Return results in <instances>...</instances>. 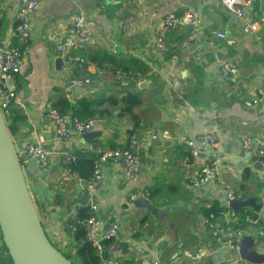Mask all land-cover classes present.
<instances>
[{"label":"crops","instance_id":"obj_1","mask_svg":"<svg viewBox=\"0 0 264 264\" xmlns=\"http://www.w3.org/2000/svg\"><path fill=\"white\" fill-rule=\"evenodd\" d=\"M251 1L244 19L216 0H40L28 35L19 38L15 28L21 0H0V44L17 41L26 46L21 70L10 82L16 99L6 112L16 126L13 138L17 145L25 148L40 142L48 148L49 161L44 168L28 158L25 170L37 200L47 206L45 215L53 240L60 237L72 244L74 230L67 227L71 211L95 202L104 221L112 218L119 223L121 251L108 253L117 263L154 264L157 260L160 264H202L220 249L204 223L208 209L215 207L217 210L211 212L220 219L244 226L239 244L244 235H252L264 253V206L259 211L246 207L236 213L227 205L229 192L242 199L251 195L258 196V202L264 199L261 144L254 142L250 149L243 148L247 137L264 142V0ZM186 5L197 9V26L167 31L166 48L157 49L156 35L164 17L183 11ZM74 16L83 18L96 43L71 49L85 57V62L66 68L56 45ZM247 19L257 22V31L243 30ZM225 30L227 36L219 38L217 33ZM186 46L197 47L202 58L188 63L172 58ZM92 51L114 59L100 63L98 57H91ZM132 59L144 63L147 71L137 72ZM226 60L237 66L231 82L220 75ZM123 65L129 72L121 68ZM75 73H90L92 83L71 86ZM126 90L140 92L142 97L134 109L142 126L139 178L127 181L118 165L105 162L101 185L89 191L79 184L77 170L67 171L64 153L76 158L81 152L91 155L87 150L90 143L108 149L127 145L129 130L134 127L132 115L121 114L120 105L105 104L111 114L99 117L96 130L102 131L100 135L91 140L84 134L61 140L47 114L52 97L63 96L75 104L83 98L121 97ZM210 132L218 139L219 175L194 187L190 179L196 164L184 140H195L204 151ZM137 186L150 192L148 198L161 210L160 216L147 213L130 200ZM245 209L254 222L245 221ZM4 246L0 229V249ZM200 251L204 254L199 255ZM7 252L0 253V264L8 261ZM238 264L253 263L240 258Z\"/></svg>","mask_w":264,"mask_h":264},{"label":"built area","instance_id":"obj_2","mask_svg":"<svg viewBox=\"0 0 264 264\" xmlns=\"http://www.w3.org/2000/svg\"><path fill=\"white\" fill-rule=\"evenodd\" d=\"M222 3L228 11L240 18H246L248 10L251 6V0H216ZM40 0H21L20 10L18 12V24L15 28V35L19 38H24L28 35L31 27V17L34 10L38 7ZM199 13L193 6L186 5L181 12H170L163 20V27L160 28L156 35L155 46L157 49L164 50L165 37L167 31L180 26H190L193 29L197 26ZM258 29L256 21L247 19L243 30L245 32H255ZM228 31L218 32L219 38H224ZM194 36V34L192 35ZM96 43L95 37L85 25L81 16L72 17L66 33L63 38L57 43L56 48L63 56L66 68L73 65H83L85 57L81 54L72 52L71 49H78L92 46ZM187 45V40L184 41ZM172 58L183 62L199 61L202 58L201 51L197 48L184 47L182 50L172 54ZM0 108L3 113H6L9 106L16 99V92L10 85L13 77L21 70L22 51L17 46L9 44H0ZM237 66L231 60H226L220 67L221 77L231 82L236 78ZM93 81V76L90 73H75L70 78L71 86L87 87ZM48 117L56 126L57 137L61 140H71L78 135L96 130L99 127V122L96 117L80 118L70 114H60L57 110L50 107ZM141 138L139 131L132 132L128 139V144L115 148H105L102 145L90 143L87 150L96 154L94 159L93 173L88 176H78V182L82 187L89 191L98 188L102 183V163L111 162L118 165L123 173L125 180L137 181L140 175L141 158L138 152V144ZM208 147L203 151L192 139L184 140V147L191 154L196 166L192 172L190 183L194 187L205 185L218 178L219 168L221 167V158L215 153L218 146V139L212 132L206 135ZM254 142L261 144V153L264 156V142L260 139L247 137L243 141V148L250 149ZM17 154L20 159L24 173L25 161L28 158L35 159L41 168H44L49 161V151L44 143H29L25 148L16 146ZM73 154L66 152L63 156V161L67 166V171L73 173L71 162L74 161ZM32 195V194H31ZM150 196L147 189L137 186L130 194V200L134 201L139 197ZM33 197V196H32ZM35 200L37 199L36 196ZM236 196L228 193V201ZM34 199V198H33ZM228 205V204H227ZM89 216L80 221L85 228V237L82 242H91L96 247L97 253L104 264H120L117 263L115 257H106L109 252H120L122 248V239L120 236V226L115 219L104 221L99 215V207L95 202L90 203ZM77 210L75 211V213ZM244 219L246 222H254L255 218L245 209ZM264 222V216L262 218ZM204 223L211 228V237L218 248L224 249L235 256L231 260L223 261L221 264H238L239 255V239L244 233V226L241 222L230 223L219 218L215 212H209L204 217ZM72 226V224H71ZM72 237H74L72 235ZM64 245L67 242H63ZM71 254L75 252L74 242L70 244L69 250ZM63 252H65L63 250ZM204 254L200 251L199 255ZM154 264H160L155 260Z\"/></svg>","mask_w":264,"mask_h":264},{"label":"water","instance_id":"obj_3","mask_svg":"<svg viewBox=\"0 0 264 264\" xmlns=\"http://www.w3.org/2000/svg\"><path fill=\"white\" fill-rule=\"evenodd\" d=\"M60 62L61 59H59ZM146 83H142L145 85ZM98 120L99 117H96ZM101 130L84 133L88 140L101 134ZM258 196L251 195L242 199L235 197L228 202L236 213L246 207L259 211L264 206V199L258 202ZM136 207L145 208L147 213L160 216L161 210L146 197L134 200ZM72 205H67L71 211ZM75 213L71 211L67 223L72 224ZM0 229L13 264H74L58 248L53 238L46 233L37 207L26 183L15 140L8 129L5 113L0 108ZM252 235H244L240 242V258L253 264L264 263V253L256 246ZM232 259V254L219 249L202 264H218Z\"/></svg>","mask_w":264,"mask_h":264},{"label":"trees","instance_id":"obj_4","mask_svg":"<svg viewBox=\"0 0 264 264\" xmlns=\"http://www.w3.org/2000/svg\"><path fill=\"white\" fill-rule=\"evenodd\" d=\"M12 46L19 47V49L22 52L25 50L26 47L25 44L20 45L17 41H15L14 44H12ZM92 53L93 51L91 52V57L94 59L98 57L100 59V63L103 61L112 63L114 59L113 57H111V55L106 54L104 52L97 51L94 54ZM132 61L136 63L134 69L137 72L144 74L147 71L148 67L144 63L135 59H132ZM113 68L115 67L113 66ZM121 68L124 71L129 72V67L123 65L121 66ZM141 102H142V97L140 92L126 90L121 97H117L111 94L108 96H99L96 98H83L75 104L70 103L63 96H59L57 98L52 97V108L57 110L60 114L68 113L70 115L78 116L80 118H87V117H103L106 115H110L111 113L109 112V110L103 107V105L105 104L120 105L121 114L132 115L134 121V127L129 130V132L132 133L135 131H140V129L142 128V126L140 125V120L134 114V109L138 105H140ZM11 112L13 113L14 110H12ZM11 116L12 115L9 112L5 113L8 129L12 134H14L16 132V126L11 121ZM95 158H96V154L88 155L85 152L79 153L77 158L75 157L74 161H72L70 164L73 169V172L77 170L80 176H84V177L90 176L94 170ZM36 204H37L38 213L42 220V217L47 213V206L43 202H41L40 199L38 200L36 199ZM89 208L90 207L87 206L79 207L77 209V212L75 213V217L72 220V228L74 230L73 242H74L75 252L73 254L64 252V254L68 258H70L74 264H104L97 253L96 247L93 246L91 242H84V243L82 242L83 238L85 237V228L80 221H82L83 219L87 218L90 215ZM215 209L217 210V208L215 207L208 209L207 214L211 211H215ZM107 256L108 255L106 254V257ZM2 264H13V260L11 256L9 255L8 261L3 262Z\"/></svg>","mask_w":264,"mask_h":264},{"label":"rangeland","instance_id":"obj_5","mask_svg":"<svg viewBox=\"0 0 264 264\" xmlns=\"http://www.w3.org/2000/svg\"><path fill=\"white\" fill-rule=\"evenodd\" d=\"M13 135V134H12ZM16 144V143H15ZM16 146H18V147H20L19 145H17L16 144ZM25 176H26V183H27V185H28V188H29V190H30V193L32 194V198H34L33 199V201H34V203H35V205H36V207H37V204H36V200H35V194L36 193H34L35 191H34V187H33V184H31V181H29V179H28V176L25 174ZM47 215V214H46ZM46 215H44L43 217H42V223H43V227H44V229H45V231L47 232V234H48V236H50V237H52L53 236V234H51V232H50V230H49V228H48V221H47V216ZM68 228H72V226L71 225H69L68 224V226H67ZM56 233H58V232H56ZM54 242H55V244H56V246L58 247V248H60L62 251L64 250L66 253H70L68 250H69V244H66V245H64V241H66L65 239H60V237H58L57 239H54L53 240ZM67 243H68V241H67ZM6 251H8V249L4 246L3 248H1L0 249V253L1 254H4V252H6ZM8 253V252H7ZM71 254V253H70Z\"/></svg>","mask_w":264,"mask_h":264}]
</instances>
